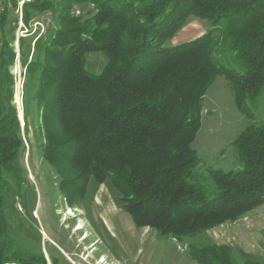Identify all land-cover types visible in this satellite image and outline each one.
<instances>
[{
    "label": "trees",
    "instance_id": "1",
    "mask_svg": "<svg viewBox=\"0 0 264 264\" xmlns=\"http://www.w3.org/2000/svg\"><path fill=\"white\" fill-rule=\"evenodd\" d=\"M89 1L96 8L89 18L68 16L70 6ZM58 2L64 7L58 27L47 37L33 36L36 58L27 65L23 99L30 94L40 113L43 157L82 178L76 193H83L89 177L110 180L137 228L177 241L264 204V119L236 137L239 168L208 169L207 188L197 181L200 159L191 146L204 95L219 74L239 109L252 116L249 109L264 88V0ZM54 7L51 0L24 2L22 20L28 24L33 12ZM7 11L0 23V264H46L41 250L25 253L10 237L4 213L6 176L21 185L25 149L6 81L15 55L3 32ZM190 16L210 28L170 45ZM25 38L19 39L23 64ZM91 52L107 58L99 73L86 68ZM24 116L28 132L27 105ZM189 253L201 264H262L245 252L237 262L231 247L215 243L192 246Z\"/></svg>",
    "mask_w": 264,
    "mask_h": 264
},
{
    "label": "rangeland",
    "instance_id": "2",
    "mask_svg": "<svg viewBox=\"0 0 264 264\" xmlns=\"http://www.w3.org/2000/svg\"><path fill=\"white\" fill-rule=\"evenodd\" d=\"M31 1L0 0V23L5 9L8 10L7 21L3 25L4 37L15 50L13 59L8 63L11 75H6V81L13 88L11 103L16 109L25 145L20 158L23 182L18 185L10 174L7 175L3 196L8 234L15 243L25 253L41 250L46 264H53L51 260L54 257L59 264H201L189 253L190 247L210 243L231 247L237 262H243L245 256L241 252H245L264 264L262 257L252 255L240 243L238 228L232 223L236 220H227L195 236L183 237L181 241L171 237L160 238L155 229L134 225L110 180L97 183L89 177L83 183V193H76L82 182L78 172L68 165L63 166L60 172L52 161L43 157L45 132L41 116L36 111V102L29 101L30 94L29 99L27 96L26 100L23 99L24 84L30 79L27 65L36 58L33 36L35 39L47 37L49 31L56 29L58 15L63 13L64 7L59 0H51L55 4L52 10L33 12V18L24 24L21 9L24 2ZM94 11L95 4L89 1L72 5L66 12L72 18L86 19ZM203 28L205 31L210 28L207 21L190 16L171 40L189 38L201 33ZM21 37H26L23 44L26 64L20 60ZM85 58L87 70L94 73H99L107 61L97 52L87 53ZM25 105L28 132L24 130ZM249 110L252 116L239 109L231 85L222 74L213 79L204 95L200 127L191 144L200 159L197 181L205 188L212 185L206 178L208 169L239 168L234 142L250 124L258 125L263 121L264 88ZM55 127L51 126L50 130ZM257 246L262 253L263 244L258 243Z\"/></svg>",
    "mask_w": 264,
    "mask_h": 264
},
{
    "label": "crops",
    "instance_id": "3",
    "mask_svg": "<svg viewBox=\"0 0 264 264\" xmlns=\"http://www.w3.org/2000/svg\"><path fill=\"white\" fill-rule=\"evenodd\" d=\"M204 31L205 28H203L201 33L189 38H175L170 40L171 42H169V44L174 46L175 44L187 42L190 39L202 35ZM232 223L238 228V238L244 248L251 251L252 255L254 254L262 257V260L264 261V250L260 253L257 249L258 243H261L264 246V204L253 208L250 212Z\"/></svg>",
    "mask_w": 264,
    "mask_h": 264
},
{
    "label": "bare ground",
    "instance_id": "4",
    "mask_svg": "<svg viewBox=\"0 0 264 264\" xmlns=\"http://www.w3.org/2000/svg\"><path fill=\"white\" fill-rule=\"evenodd\" d=\"M67 213L71 215V212L70 211H68Z\"/></svg>",
    "mask_w": 264,
    "mask_h": 264
}]
</instances>
